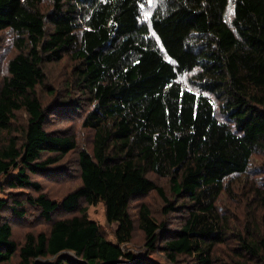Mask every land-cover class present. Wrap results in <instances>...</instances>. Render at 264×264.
Wrapping results in <instances>:
<instances>
[{"label":"trees","instance_id":"16d2710c","mask_svg":"<svg viewBox=\"0 0 264 264\" xmlns=\"http://www.w3.org/2000/svg\"><path fill=\"white\" fill-rule=\"evenodd\" d=\"M15 168L0 264H264V0H0Z\"/></svg>","mask_w":264,"mask_h":264},{"label":"rangeland","instance_id":"374dc122","mask_svg":"<svg viewBox=\"0 0 264 264\" xmlns=\"http://www.w3.org/2000/svg\"><path fill=\"white\" fill-rule=\"evenodd\" d=\"M18 172V170L15 169H10L9 173L4 176H0V182H2L6 177L10 176V175H14ZM47 188H51L50 191L51 193L54 195L55 198L61 200V198L63 197V195L66 193L65 191V184L64 183H53V184H46ZM89 212V217L90 219L95 220L98 223L104 224L105 222V215H104V211H103V202L99 201L97 204L95 205H91L88 209ZM118 224L113 222L111 223L109 226L106 227V233L108 235V238L115 242V237H114V231L117 228ZM16 233L15 229H14V234ZM145 239V235L143 232H141L139 229H137L135 231V234L133 236V241L134 243H123L122 244V248L124 250H128L131 249L132 251L138 252L141 250V243L144 242Z\"/></svg>","mask_w":264,"mask_h":264},{"label":"built area","instance_id":"2783aa9c","mask_svg":"<svg viewBox=\"0 0 264 264\" xmlns=\"http://www.w3.org/2000/svg\"><path fill=\"white\" fill-rule=\"evenodd\" d=\"M121 247H122V245H121ZM123 249V248H122Z\"/></svg>","mask_w":264,"mask_h":264}]
</instances>
